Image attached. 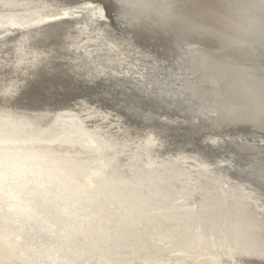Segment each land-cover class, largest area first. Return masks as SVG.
I'll return each instance as SVG.
<instances>
[{
  "label": "bare ground",
  "instance_id": "6f19581e",
  "mask_svg": "<svg viewBox=\"0 0 264 264\" xmlns=\"http://www.w3.org/2000/svg\"><path fill=\"white\" fill-rule=\"evenodd\" d=\"M43 1L47 0H0V14L11 19L7 28L0 26V34L8 32L0 41L12 37L20 41L5 46L3 52L7 58L0 64V193L7 192L10 181L18 188L23 179H27V187L32 191L29 196L41 195L38 192L49 187L52 198H63L76 194L79 190L76 180L83 178L82 185L91 189L96 197L94 206L86 210L101 213L116 202L128 213L123 221L116 218L111 224L109 238L116 246L132 249L141 245L148 250L161 247L164 252L166 248L160 243L167 242L176 248L171 254L161 250L142 264H264V0H59V5L65 8L82 5L96 13L104 12L105 16L94 28L98 32L96 40L87 44V49L79 46L78 34L69 30L81 18L76 20L66 14L54 18L49 14L51 19L44 21L43 18L33 25L22 24L17 19L20 6L35 10ZM124 41L150 49V53H157L163 61L182 62L181 69L185 72L192 68L197 57L207 69L222 71L229 90L226 108L219 109L213 121H199L193 127H183L181 121V129L177 122L179 130L169 127L161 131L151 126L146 127V131L132 127L118 131L110 127L102 118L100 102H104L103 98L109 99L106 93L112 97L114 92L106 88L108 75L104 73L117 71L116 59L108 53L117 52ZM69 49L70 53L84 52L82 58L92 78L100 79L96 85L75 79L71 70L76 66L69 61ZM124 78L133 81L135 77L126 71ZM196 80L186 81L188 91L196 86ZM207 95L212 97L209 91ZM90 99L98 102H89ZM197 99L191 105V112L205 108L204 101ZM94 105L97 107L92 110ZM9 113L13 114L7 115ZM20 114L42 116L46 122ZM68 114L89 116L96 132L103 136L102 143H98L93 152L110 161L98 183L95 179L101 160L85 155L68 139L49 133L50 127L58 124V118ZM18 115L20 120L16 122ZM27 144H32L33 148H28ZM117 152L127 156V162L112 158L111 154ZM190 170L202 175L190 184L200 186L205 213L195 203L187 210L166 209L157 213L154 203L159 195L164 194V189L178 195L182 188L176 179L181 181L182 173ZM222 171L233 177L240 188L250 191L251 208L247 210L253 211L248 216L250 223L244 215H233L244 209L234 205L235 210L228 213L229 221L223 222L225 215L220 212V201L217 202L224 195L220 191ZM171 175L175 178L166 183L164 178ZM121 177L129 184L121 185L117 191ZM131 182L137 183V188L131 186ZM190 184L188 190L192 189ZM37 210L42 212L40 207ZM53 222L60 232L73 224L70 218L57 214L53 215ZM6 226L0 225V264H40L31 260L27 252L18 250L19 237L10 239L13 233ZM72 226L69 238L79 239L82 232L75 224ZM211 233L214 234L212 241ZM204 245L210 247L208 253L203 249L197 251ZM135 256L137 253H131L128 259L108 260L109 264H132ZM65 264L86 263L82 258L72 257Z\"/></svg>",
  "mask_w": 264,
  "mask_h": 264
},
{
  "label": "rangeland",
  "instance_id": "374dc122",
  "mask_svg": "<svg viewBox=\"0 0 264 264\" xmlns=\"http://www.w3.org/2000/svg\"><path fill=\"white\" fill-rule=\"evenodd\" d=\"M19 9L20 10L16 14L19 15L17 16V19L22 21V24L33 25V24L43 21L45 18L51 19L49 16L54 17V18H60L62 14L69 15L70 18H75V19L81 18L79 20L76 19L77 21L72 25V27L70 28L68 27V28L69 30H72L73 32L78 34V37H79L78 42L81 43V45L79 46L86 47V49H87V46H86L87 44L91 43V41L96 40L98 32L97 30H94V28L97 26L100 18L105 16L104 12L96 13V11L94 12V10L90 9L89 6L75 5L70 8L62 7L59 5V0H47L39 8L37 9L35 8V10L34 8H27V7H22V6H20ZM57 14H59V16ZM46 20L47 19H45L44 21ZM10 22H11L10 17H6L5 15L0 14V26H2L3 28H7ZM7 35H8V32L0 34V40H2V38H4V36H7ZM19 42L20 41H18L16 37H12L10 39L0 41V64L5 63L4 59L5 57L7 58V55H5V53L3 52L5 51V46H8V44H18ZM121 45H120L121 48L119 49L121 51L117 50V52L108 53L110 56L112 55V57L114 56V58L116 59L115 66L117 68V71L114 73L108 72L109 74L107 72L104 73V76L108 75L106 77L107 80L105 81V83L109 85H107L108 87L106 86L102 87L104 90H106V88L107 89L111 88L110 90L114 92L112 97L110 96V93H106V95H109V99L107 100L106 98H103L102 101L104 102L103 103L100 102V104L102 105L101 110L104 112V115H102V118H105V121L107 122L108 125H110V127H114L118 131H126L127 127L137 128L140 130H145L146 127L147 128L158 127V129H160L161 131L167 130L169 129V127H173L179 130L180 128L182 129L184 126L189 127L190 125V127H193L197 125L199 121L200 122H208V121L210 122V120L213 121V119H215L214 117L220 112L219 109L226 108L227 98L229 97L228 96L229 90L227 89V82L225 81L226 77L225 75H223L222 71H218V70L211 71L210 69H207L206 66L202 64L201 58H198V57L196 59L194 58V61L192 62L193 63L192 68L188 72H185L183 71V69H181V65L183 64L182 62L172 63L165 59L163 61V58H160L157 55V53L153 51L152 53H150L151 52L150 49L146 50L142 46L141 48L138 44H135V43L131 44V43L124 41ZM70 51L71 49H69L67 53L68 55H70L69 61H71L74 66H76L75 69L73 68V70H71V73H73L72 75L75 77V79L77 80L80 79V81L82 79V81L86 82L87 84L89 83V84L96 85V81H99L100 79L92 78L89 70L87 69L85 65V61L82 58L84 55V52H82L81 50H77L75 52L70 53ZM133 67H137V68H133ZM151 70L153 72H150ZM126 71H128L130 75H133L135 77L133 78V81H128L127 79L124 78ZM135 73H136V76H135ZM150 75L153 77H150ZM193 78H197L196 84H195L196 88L192 87L188 91L186 88L187 86L185 85L186 81H188L189 79H193ZM111 86L115 89H113ZM208 91L211 93L212 97L208 98V95H207ZM132 95H133V98H132ZM197 98H199L200 101H204L203 104H205V108L198 112H195V111L191 112L190 109L193 107L191 105L198 100ZM96 100L97 99H90L89 102L93 103ZM97 102L98 100L95 103ZM165 102H167L168 104ZM100 104H99V107H100ZM164 105L165 107H163ZM96 107L97 106L94 105L92 110H95ZM173 107L175 108L173 109ZM149 108H152V111ZM155 111L157 113H155ZM187 112H191V113H187ZM174 113L176 115H173ZM210 113L211 114L213 113V115H211ZM12 114L13 113H9L7 115H12ZM202 114L204 117L202 116ZM20 115L22 117L26 116L29 119H37V120H42L46 122L45 118H42V116L34 117L35 115H32L33 117H31V116H27L26 114H20ZM19 117H20L19 115L18 117H16L15 119L16 122L20 120L18 119ZM200 117H202V119ZM58 119H59L58 124L55 127H50V132H49L50 135L53 137H64L68 139V142L73 147H80L83 153H85V155L88 154L93 157L95 156L96 159L99 158L101 161L97 165L98 172H97V177L95 179V181L98 183V181L104 177V174L108 169V163L110 161L105 156L102 157L98 155L97 153L93 152L95 146L98 143H102L103 136L100 135V133L96 132V129H94V127L92 126V123L89 121V116H83L82 114L81 115L68 114ZM172 120H174V123ZM184 121H186V123H184ZM187 121H189V123ZM177 122L180 128L178 127ZM179 122H181V124L183 123L182 124L183 127L181 126ZM43 124H42V127H44L45 125ZM47 128L48 127H46V129ZM26 146L28 148H31V147L33 148L32 144L30 145L27 144ZM111 156L112 158L113 156H115L117 158L116 160H118L121 163L127 162V160L129 159L127 156L124 157L123 154H120L119 152H117V154L113 153L111 154ZM133 160L136 161L135 159ZM86 171L87 170L85 169L83 173H86ZM182 174L184 176L182 175L183 177H181L182 179L181 181L176 179L177 185L181 186L182 191L178 195L174 196L172 192L170 191L167 192L166 189H164L163 190L164 194L159 195L157 201L154 203L155 204L154 208L157 213H161L162 211L166 209H176L179 211L187 210L188 208L192 206L193 203H195V206H197L200 210H202L203 214L205 213V208H204L205 198L200 193L201 192L200 186H195V184H192V185L190 184V183H193L199 180V177H202V175L196 172H193L191 170L190 172L188 171ZM220 175H221V180L223 184V187L220 188V191L224 195L219 200H217V202L219 203L220 201L218 205L220 212L225 215L223 218V222H225L224 220L229 221L228 213L230 215V212H233V210H235L233 205L236 207L244 208L242 213L241 212L239 214L233 213V215H235V217L244 215V218L246 219V221L249 222L250 220L248 216L253 213V211H247L248 209L251 208L250 202H248L249 197L252 196L250 191L240 188V186L236 183L233 177L230 178L223 171L220 173ZM171 178H175V176L171 175V176L165 177L164 180L166 181V183H168L169 179ZM122 180H124V177H121V180L118 182L116 186L117 191L120 189L121 185L124 186V185L129 184V183L123 182ZM83 181H84L83 178H80V180H76V185L78 184L77 187H79V190L77 191L76 194L72 196H64L63 198L62 197L52 198V195H49L51 194L49 187H43L42 191L38 192V193H41V195L34 193L31 196H29L32 191L27 187V182H28L27 179H23V181L21 182L22 185H19L18 188L17 186L14 185V183L12 184L10 181V185L12 187H10L9 185L7 192L0 193V203L2 204V205L0 204V214H1L0 215V225L4 224V225L9 226V227L6 226L7 227L6 229L11 230V232L14 234V235L10 234V237H9L10 239L14 240L16 238L15 236L19 237L20 247L18 250L22 252H27L31 260L35 261V263L40 262V264H65L72 257H77L80 259L82 258V260L86 264H89V263L90 264H109L110 263L109 260H112V259H117V258H127L128 259V256L131 253H137V256L134 257V263L132 264H142L149 257H151V255H155L157 254V252H160L162 250L161 247H153V248L149 247L150 249L148 250L142 247L141 245L136 246L135 248H132V249H127V247L122 248V247L116 246L114 244V240L109 238V231H110L111 224L113 223L114 220H116V218L119 219L120 221H123V219H125L128 216V213L124 211L122 208L120 209L117 206L116 202L112 203L108 208H105L104 211H101V213H95L92 209L86 210L85 209L86 207L91 208L94 206L96 197L91 194L92 193L91 189H88L82 185ZM187 183L191 185L192 189L188 190L189 184ZM130 185L133 186L134 188H137L135 187L137 183L131 182ZM93 187H95V185ZM9 195L11 198L9 197ZM34 195H37V196H34ZM50 199H52L53 201ZM237 199L240 201L238 202ZM27 200H28V203H27ZM65 202L67 204H65ZM16 204H18L19 207ZM52 206L55 208L51 209ZM38 207L42 209V212H39L37 210ZM65 212H67L68 214ZM55 214L66 217V218H70L73 224H75L78 227V229H80L79 232H82V235L79 239H76L77 241L69 238V234H70L69 232L72 229L73 224L69 225L71 229L67 227L65 229H62L61 232L60 230L57 229L56 224L53 222V215ZM33 215L35 216V218ZM247 217H248V220H247ZM40 223H43V224H40ZM89 227H91L92 229L89 230L88 229ZM23 230L25 231V233ZM209 237H210V240L212 241L214 239V234L211 233V236L209 235ZM28 240L30 242H28ZM58 245H60V247ZM160 245H162L164 249L166 248L164 252L163 250L161 251L166 254L167 253L171 254L172 252L176 250V248L175 249L173 248V245L167 242H162L160 243ZM208 248H210L208 245H204L203 247H198L197 251L198 250L200 251L201 249H203L206 253H208L207 251ZM213 251H215V248H213ZM72 253H75L76 255H79V256H69V257L65 256V255H69ZM153 257H157V256H153ZM44 259L46 260L44 261Z\"/></svg>",
  "mask_w": 264,
  "mask_h": 264
}]
</instances>
